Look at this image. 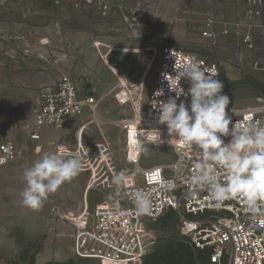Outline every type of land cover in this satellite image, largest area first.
<instances>
[{
	"label": "built area",
	"instance_id": "built-area-1",
	"mask_svg": "<svg viewBox=\"0 0 264 264\" xmlns=\"http://www.w3.org/2000/svg\"><path fill=\"white\" fill-rule=\"evenodd\" d=\"M8 0H0V6ZM58 2L59 0H54ZM246 5V14L249 19L248 30L244 31L241 43L247 49L264 48V1L242 0ZM86 6H93L101 16H106L110 4L107 0H84ZM141 17V9L135 8V13L124 18L129 23L136 22ZM216 18L213 13L206 11L200 35L205 38H214L213 26ZM256 31V38L252 34ZM224 29L222 34L226 35ZM0 35V38H3ZM21 54L26 57H38L48 63L57 64L59 57L44 47L48 44L45 38L35 41L34 47L24 36H15ZM195 57L206 69L215 70V77L223 83L222 92L225 94V83L215 63L205 61L196 53L174 45H164L160 50L158 66L152 84L147 90L144 104L141 106L143 118L138 127H149L155 124L154 112L151 104L155 100H166L169 95L167 82L163 73H173L174 58ZM253 68L264 71V60H256ZM180 84L185 90L189 87L187 80L182 79ZM164 88L163 96L156 97L157 89ZM181 99L190 100L181 97ZM131 99L133 114L131 118L121 120L119 124L125 130V158L131 163L130 167L115 165V157L110 143L102 138L97 141L86 142L82 138V131L87 124L83 123L78 129L75 145L72 150L64 149V153H79L82 160V169L89 173L91 185L114 187L120 194L110 201H104L93 210L82 209L77 213H65L60 206H53L52 211L60 220L67 221L72 226V253L80 259L94 260L99 264H136L141 262L154 249L156 231L152 227L158 219L168 211H172L178 219L181 232L188 237L190 244L198 250L208 251L210 264H264V215L253 218L245 211L242 201L230 199L217 206L208 197L207 191H200L195 195L190 193L187 178L191 173V164L194 160H187L188 167L182 174H177L170 167L181 155L182 150L171 146L174 158L170 163H159L150 166H141L140 151L135 140V124L137 106ZM92 98L78 95L76 86L70 76L59 71L51 87L42 91L41 97L33 110V120L27 126L28 136L31 139L40 137L43 127L58 126L68 117L81 115L85 110H91ZM179 103V101H178ZM257 109L259 111H257ZM153 114L150 115L149 113ZM240 115H233L236 119L244 120L249 116L253 120L264 121V98H259L253 105L238 110ZM92 119L98 122L95 115ZM166 133V126L157 125ZM231 127V125H230ZM225 142L229 137H224ZM167 144V143H164ZM61 148L58 147V151ZM18 157V151L9 139L0 134V165L11 163ZM125 173V182L121 185L113 183V177L118 173ZM174 180L175 187L170 190L161 188L160 181ZM141 190L150 199V211L141 213L133 198L134 193Z\"/></svg>",
	"mask_w": 264,
	"mask_h": 264
},
{
	"label": "crops",
	"instance_id": "crops-1",
	"mask_svg": "<svg viewBox=\"0 0 264 264\" xmlns=\"http://www.w3.org/2000/svg\"><path fill=\"white\" fill-rule=\"evenodd\" d=\"M107 1L110 8L106 16H101L93 6H86L84 0H8L0 6V35L4 36L0 38V134L18 151L15 161L0 165V252L5 258L3 264L21 263V257L20 261H14L12 257L17 252H28L34 242L37 244L36 255L32 256L34 264L35 261L36 264L49 261L41 252H59L58 241L63 245V252H72V227L60 228L51 214L52 207L60 205L68 213H77L78 210L96 208L103 200L95 189L101 185L91 186L88 171L81 170L75 178L50 194L40 210L34 211L20 204L19 192L24 186L22 173L38 158V149L41 152H58V147L72 150L83 123L87 124L81 133L83 140L92 142L105 138V121H93L90 110L68 116L58 126L43 127L38 139L28 136L27 126L33 120V110L42 91L51 87L58 72L63 71V61L68 62L69 76L77 84L76 76L82 75L84 67L80 62L81 55L96 53L92 43L94 38L102 41V37L109 36V29L123 35L126 29L122 28V21L135 13L139 3L143 4L144 16L148 20L164 18L180 22V28L172 32L174 35L182 34L185 21L198 19L189 15L190 10L191 14L208 9L213 13L216 18L214 37L231 38L249 29L246 5L242 0ZM224 29L226 35L222 34ZM18 34L24 36L32 47L35 41L45 38L48 44L44 47L54 56L59 57L61 52L69 55L62 62L58 60L57 64L38 57H26L21 54L20 44L16 41ZM128 47L142 46L132 44ZM136 64L138 69L139 60ZM51 241L54 246L49 243Z\"/></svg>",
	"mask_w": 264,
	"mask_h": 264
},
{
	"label": "clouds",
	"instance_id": "clouds-1",
	"mask_svg": "<svg viewBox=\"0 0 264 264\" xmlns=\"http://www.w3.org/2000/svg\"><path fill=\"white\" fill-rule=\"evenodd\" d=\"M171 55L174 74L162 75L167 91L174 95L151 104L156 123L138 127L143 118L142 104L136 108L134 140L138 151L146 152V144L167 143L180 148V158L170 167L182 174L188 167L186 158L194 160L187 178L192 195L207 191L217 206L239 198L253 218L264 215V121L253 120L251 116L233 121V115L237 117L240 113L234 107L229 108L230 99L222 92L223 83L215 78L218 72L206 69L195 57ZM182 79L189 83L187 90L180 84ZM164 93L165 89L160 88L155 96ZM182 96H190V100L186 103ZM157 125L166 126V133ZM224 137H229L227 142ZM38 152V158L23 170L24 186L19 192L20 204L34 211L40 210L50 194L82 169L78 152L65 155L63 148L58 152L39 149ZM124 182L123 172L113 177L116 185ZM160 186L170 190L175 182L161 180ZM133 198L138 212L150 211V199L143 191L137 190Z\"/></svg>",
	"mask_w": 264,
	"mask_h": 264
},
{
	"label": "rangeland",
	"instance_id": "rangeland-1",
	"mask_svg": "<svg viewBox=\"0 0 264 264\" xmlns=\"http://www.w3.org/2000/svg\"><path fill=\"white\" fill-rule=\"evenodd\" d=\"M137 6L141 9V17L134 23L122 21V28L126 29L123 35H118L115 30L109 29V36L102 37V41L98 37L94 38L92 43L96 48V53L81 55L80 62L84 65L83 73L76 76L78 83L75 84L81 97L92 98L91 115L105 121V138L113 149L115 165L118 168L131 166V163L126 162L125 130L119 122L131 118L133 114L131 99L139 100L134 102L136 106L137 103L143 106L147 90L153 82L158 66L160 50L164 45L181 47L196 53L207 62L217 64L225 83V95L230 99L229 108L234 107L238 111L253 105L259 98H264V71L256 70L252 66L256 60L260 62L264 60V48L259 46L256 49L245 48L241 43L244 32L231 38L228 36L204 38L199 33L206 11L191 14L192 10H190L189 15L196 16L198 19L190 22L185 21L186 26L182 34L174 35L172 32L180 28V22L168 21L164 18L148 20L144 16L143 4L139 3ZM252 34L256 38V31ZM132 44L144 48L128 47ZM58 55V60L61 59L62 62L69 54L61 52ZM138 60L140 66L137 69L136 61ZM63 63L64 66L61 69L69 75L68 62L63 61ZM84 70L87 74L84 73ZM145 147L147 151L140 152L139 163L141 166L170 163L174 158L171 146L168 144H146ZM95 189H97L98 196L103 198L102 202L121 197L114 187L98 186ZM93 209L89 208L88 210ZM63 212L67 213L65 210ZM51 214L60 228L67 229L71 226L69 222L60 220L54 211ZM152 227L156 231L157 238L154 249L136 264H150L153 259L155 261H159L160 258L165 259V256L161 255L169 253L164 252L166 246L175 242L192 246L188 237L181 232L178 219L172 214L168 213L161 217L152 224ZM40 243L43 242L40 241ZM49 243L52 245L53 242ZM57 243H59V252L55 250V252H41L42 257L59 263L99 264L94 260L77 258L72 252H63V245L59 241ZM36 247L37 244L34 242L30 245L28 252L14 254L13 260L20 261L19 257H25L26 261L29 257L36 255L34 252ZM1 253L0 264H3L5 258ZM193 254L194 264H210L205 252L200 253L202 258L198 257L199 252H193ZM40 260L41 256L37 258L38 263Z\"/></svg>",
	"mask_w": 264,
	"mask_h": 264
},
{
	"label": "trees",
	"instance_id": "trees-1",
	"mask_svg": "<svg viewBox=\"0 0 264 264\" xmlns=\"http://www.w3.org/2000/svg\"><path fill=\"white\" fill-rule=\"evenodd\" d=\"M168 213L174 216L172 211H168L165 215H167ZM165 249L166 250L164 252H169L161 255V256H165V259L160 258L159 261H155V259H153L150 261V264H181L182 262L184 264H194L193 261L195 257L193 252H199L198 257L200 258H202L200 253L202 254L203 252H205L208 256L207 250H198L182 242H175L174 244L166 246ZM24 258L21 259V263H17V264H34L32 257H29L28 259H26V261L24 260ZM43 264H70V262L59 263L57 261H48Z\"/></svg>",
	"mask_w": 264,
	"mask_h": 264
}]
</instances>
